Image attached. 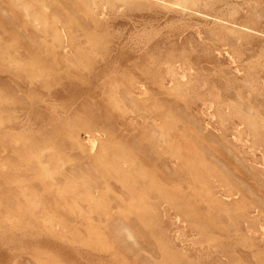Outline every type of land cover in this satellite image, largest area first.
I'll list each match as a JSON object with an SVG mask.
<instances>
[{
	"label": "rangeland",
	"instance_id": "rangeland-1",
	"mask_svg": "<svg viewBox=\"0 0 264 264\" xmlns=\"http://www.w3.org/2000/svg\"><path fill=\"white\" fill-rule=\"evenodd\" d=\"M0 264H264V0H0Z\"/></svg>",
	"mask_w": 264,
	"mask_h": 264
}]
</instances>
